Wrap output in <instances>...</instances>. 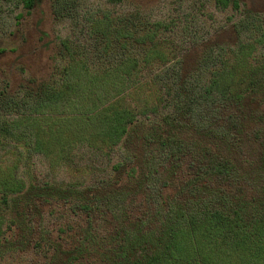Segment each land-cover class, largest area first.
<instances>
[{
  "label": "rangeland",
  "instance_id": "rangeland-1",
  "mask_svg": "<svg viewBox=\"0 0 264 264\" xmlns=\"http://www.w3.org/2000/svg\"><path fill=\"white\" fill-rule=\"evenodd\" d=\"M55 4L60 12L48 27L55 45L45 75L56 86L74 81L71 98L57 107V113H19L25 108L22 93L7 91L17 89L28 72L15 63L0 67V111H10L0 114V264H105L101 256L108 257L120 245L161 243L174 226L164 207L181 201L186 147L198 152L204 145L222 149L218 140L204 141L196 133L199 130L188 126L169 124L164 129L158 104L161 91L170 84L161 86L168 72L183 74L198 64L204 67L212 48L236 47L241 30L246 35L240 49L249 48L250 53L245 65L230 61L232 70L239 72L234 82L252 75L264 77V48L254 51L257 40L264 41L259 36L264 24L253 32L241 28L264 23V17L218 11L213 0H154L147 5L130 0L121 4L57 0ZM30 21L20 0H0V46L18 49L20 35L31 29ZM125 26L132 34L121 46ZM132 27L141 34L150 32V40L138 47L133 39L140 34ZM124 55L137 63L127 78L120 76ZM135 96L141 99L136 102ZM112 118L128 122L125 132L117 135L120 147L103 137ZM167 131L186 146L151 145V136ZM38 147L42 151L36 154ZM126 182L135 184L122 190ZM68 190L70 196L59 197ZM114 199L117 202L109 205L107 200ZM92 231L97 233L94 246L72 254L71 248L91 237ZM210 252L189 251L190 257L177 264H242V259L264 264V246L258 255L242 259L239 252L232 257Z\"/></svg>",
  "mask_w": 264,
  "mask_h": 264
},
{
  "label": "trees",
  "instance_id": "trees-1",
  "mask_svg": "<svg viewBox=\"0 0 264 264\" xmlns=\"http://www.w3.org/2000/svg\"><path fill=\"white\" fill-rule=\"evenodd\" d=\"M56 1L20 0L26 14L30 16L31 29L20 35L21 44L18 49L6 50L0 46V67L15 63L23 72H28L18 81L17 89L7 91V94L15 90L22 93L25 100V108L19 112L22 114L41 115L52 110L56 112L60 104L71 98L69 90H73L72 85L76 84L68 79L56 86L45 75L46 70L50 69L47 61L55 45L48 27L51 19H56L60 12ZM130 1L147 5L154 0ZM107 2L121 4L125 0ZM213 5L218 11L231 9L234 13L249 18L264 17V0H213ZM231 18L232 16L226 17V20ZM258 24L251 23V26L241 28H251L253 32L264 23ZM149 33H138L139 37L133 39L138 47L150 40ZM131 34L125 26L120 32L121 46H125L126 37H131ZM243 35L246 33L239 30L236 47L212 48L211 55L204 60V67L198 64L183 74L177 70L172 75L168 72L169 77H166L161 86L170 84L164 92L161 91V101L158 104V108L163 111L160 121L164 129L168 130L169 124L170 127L178 128L188 126L199 130L196 133L204 141L218 140L222 149L216 151L217 147L204 145L198 152L188 145V160L179 186L181 201L177 200L164 207L174 226L166 232L161 243L116 247L108 257L101 256L105 264H177L178 261L188 259L189 251L192 250L211 251L210 256L227 252L231 257L239 252L242 259L247 254L258 255L260 248L264 246V77L252 75L244 81L234 82L239 72L232 70L230 61L236 59L242 65L250 53L249 48L240 49ZM259 36L263 37L264 34ZM257 43L259 47H254L257 48L254 51L260 53L264 48V41L257 40ZM55 52L59 53L60 49L57 47ZM136 65L127 55L120 56V76H130ZM152 90L155 91L154 86H151L150 92ZM1 94H4L3 91ZM140 96L133 99L137 102L141 99ZM6 112L10 113L0 111V114H7ZM144 118L148 120V116ZM107 122L103 137H108L120 147L117 135L125 132L127 119H120V123H117L112 118ZM151 137V145L157 149L186 146V141L169 135L168 131L165 135L156 134ZM41 151L39 147L34 149L36 154ZM171 154L173 153L170 152V156ZM162 156L168 161L164 154ZM142 182L146 187L145 179ZM127 184L132 188L135 183L122 184V190ZM70 195L68 190L59 197ZM1 200L5 201L6 198L3 196ZM107 202L114 205L117 201L114 199ZM179 202L183 204L179 205ZM148 233V229L144 231V235ZM96 234L92 231L91 237L77 242L71 248V253L78 254L82 249L94 246ZM241 262L247 264L243 259ZM258 262L256 260L254 264H259Z\"/></svg>",
  "mask_w": 264,
  "mask_h": 264
}]
</instances>
